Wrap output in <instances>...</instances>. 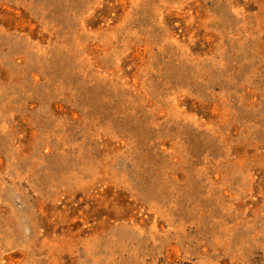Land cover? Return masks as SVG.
Masks as SVG:
<instances>
[{
	"label": "rangeland",
	"instance_id": "374dc122",
	"mask_svg": "<svg viewBox=\"0 0 264 264\" xmlns=\"http://www.w3.org/2000/svg\"><path fill=\"white\" fill-rule=\"evenodd\" d=\"M0 264H264V0H0Z\"/></svg>",
	"mask_w": 264,
	"mask_h": 264
}]
</instances>
